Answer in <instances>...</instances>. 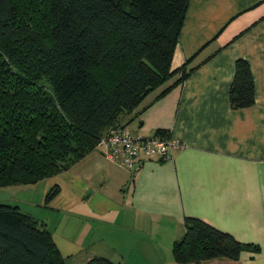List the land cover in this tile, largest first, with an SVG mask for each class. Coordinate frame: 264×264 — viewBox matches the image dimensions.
Returning <instances> with one entry per match:
<instances>
[{
  "label": "crops",
  "instance_id": "crops-1",
  "mask_svg": "<svg viewBox=\"0 0 264 264\" xmlns=\"http://www.w3.org/2000/svg\"><path fill=\"white\" fill-rule=\"evenodd\" d=\"M237 59L248 64L254 103L233 110L227 93ZM186 61L193 71L181 84L157 97L172 78L119 123L135 137L180 141L170 160L139 155L129 171L96 147L32 185L35 193L57 189L52 206L34 202V217L67 264L94 256L176 264L171 246L184 217L258 248L200 264H264V0H188L171 69Z\"/></svg>",
  "mask_w": 264,
  "mask_h": 264
},
{
  "label": "trees",
  "instance_id": "trees-1",
  "mask_svg": "<svg viewBox=\"0 0 264 264\" xmlns=\"http://www.w3.org/2000/svg\"><path fill=\"white\" fill-rule=\"evenodd\" d=\"M187 2L0 0V188L67 170L109 129H122L144 97L172 78L157 97L181 84L193 68L186 61L171 69V59ZM227 97L233 110L254 103L242 59ZM182 226L171 246L176 264L238 261L258 251L194 217ZM0 264H67V257L43 221L0 203ZM85 264L114 263L94 256Z\"/></svg>",
  "mask_w": 264,
  "mask_h": 264
},
{
  "label": "built area",
  "instance_id": "built-area-1",
  "mask_svg": "<svg viewBox=\"0 0 264 264\" xmlns=\"http://www.w3.org/2000/svg\"><path fill=\"white\" fill-rule=\"evenodd\" d=\"M96 147L103 148L107 159L131 171L139 155L157 161H168L172 152L181 149L182 143L177 139L135 137L124 128H112L98 141Z\"/></svg>",
  "mask_w": 264,
  "mask_h": 264
},
{
  "label": "rangeland",
  "instance_id": "rangeland-1",
  "mask_svg": "<svg viewBox=\"0 0 264 264\" xmlns=\"http://www.w3.org/2000/svg\"><path fill=\"white\" fill-rule=\"evenodd\" d=\"M29 187V188H28ZM38 190L40 192H34V186H22V185H17V186H9V187H3L0 188V203L6 204V205H11V206H17V210L20 213L27 214L29 216L34 217V214H37V210H34V202H37L38 200L40 201V204H44L43 202H46L48 205H53V200L55 195L52 196V198L48 201H45V187L44 186H39ZM52 191V187L50 186L49 190L46 191L45 193ZM42 193V194H41ZM35 194V195H34ZM41 195L43 197H41ZM42 198V199H41ZM44 200V201H43ZM55 201H58V198H55ZM44 206V205H43ZM37 216H40L38 214ZM38 219V218H36ZM40 220V219H39ZM68 237L63 235L61 239H59L60 244L62 243H67L68 242Z\"/></svg>",
  "mask_w": 264,
  "mask_h": 264
}]
</instances>
